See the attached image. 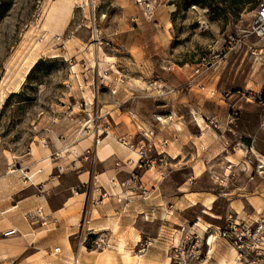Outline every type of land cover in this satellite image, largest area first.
I'll return each instance as SVG.
<instances>
[{
    "label": "rangeland",
    "instance_id": "obj_1",
    "mask_svg": "<svg viewBox=\"0 0 264 264\" xmlns=\"http://www.w3.org/2000/svg\"><path fill=\"white\" fill-rule=\"evenodd\" d=\"M49 2L0 0V179L12 189L27 187L14 199L30 191L41 194L44 180L47 200L55 207L90 187L100 200L110 196L105 181L111 187L118 182L133 196L143 192L142 171L155 166L164 172L160 166L169 162L168 151L181 158L171 164L170 185L186 183L176 197L213 193L218 197L213 212L221 218L211 219L200 204L189 208L181 215L184 227L191 229L180 235L184 228L175 226V243L154 254L163 264L188 261L187 245L182 254L175 251L186 240L196 252L188 264H217L232 250L231 264H264V217L243 219L227 210L228 198L249 193H255V200L244 203L255 212L264 209V167H259L264 108L250 97L264 85V39L249 33L256 0H74L54 31L41 29ZM31 54V69L38 60L42 63L13 91ZM233 110L239 115L236 126L226 118ZM82 141L81 148L72 149ZM96 146L130 157L124 159L132 167L130 182L123 181L126 162L121 157L110 161L113 177L98 175L100 168L92 173ZM222 149L235 152L238 165L227 167L222 154L214 158ZM81 163L88 175L83 186L77 178ZM33 170L38 174L31 179ZM25 211L0 213V222L15 214L51 229L43 211ZM86 224L84 211L79 234L70 236L72 250L83 233L86 249L96 250L97 264H119L117 251L108 249L110 231ZM8 237L1 231L0 245ZM99 238L107 242L103 249L93 244ZM114 239L125 244L124 236ZM45 242L21 254L4 249L0 264H66L63 253L55 252L59 245L47 250ZM100 252L109 253V260L104 256L100 261Z\"/></svg>",
    "mask_w": 264,
    "mask_h": 264
},
{
    "label": "crops",
    "instance_id": "obj_2",
    "mask_svg": "<svg viewBox=\"0 0 264 264\" xmlns=\"http://www.w3.org/2000/svg\"><path fill=\"white\" fill-rule=\"evenodd\" d=\"M82 144H84L83 141L78 143L77 146H73L74 150L75 148H81ZM46 151H44V154H46ZM167 153L169 156L167 161L169 162H165V164H162L161 166L158 165L164 172L162 171L163 173L160 174V172L154 168L155 166L142 171L139 175V181L143 188V192L142 190L137 191L133 196H128L130 195V191H127L126 189L123 190L117 184L118 182L116 183L117 186H115V184L114 187H111L112 184L104 180L105 183H102V186L106 191H111L110 196H106L100 200L99 197H97L98 194H96L95 191H93V188L90 187L88 193L81 190L74 191L64 200L62 206L55 207L51 206L47 200L45 191L49 187L46 180L43 181V184L41 183V187L44 188L41 194H34L30 191L25 198L16 200L14 199V196L27 189V187L12 189L10 187L11 185L4 178L0 179V199L2 197L7 199L0 203V209L10 205V208L8 209L9 211L5 210L2 213L0 212L1 214L8 213L11 210H26L25 212H28L30 210L40 209V211H43L45 219H47L45 222L46 225H44L51 226L49 227L51 229L38 225L36 227L20 217H15V214L14 216L10 215L5 221L0 222V232L13 228L17 233L3 239L4 243H1L0 251L5 249L4 253H9L17 250V253L21 254L28 248H35L37 243L43 239L46 241L43 249L51 250L52 245L58 244V251L63 253L64 258L67 259L66 261L74 256L76 258V264H97L96 250L88 251L86 249L82 238L83 233L78 235L79 240L77 244L73 246L74 253L72 252L70 236L78 233V225L85 211L88 220V224L85 225L86 228L95 229L97 227L96 231H110L108 249L116 250L118 252L121 243L114 239V236L118 235L124 236L125 244L122 246L131 253H135L133 251L138 250L140 243L148 242L149 247L146 249L145 253L140 256L143 257L140 260V264H163L164 261L154 253L159 249H162V247L167 248L170 247L173 242L175 243L176 239L175 235L172 233V229L175 226L181 227L182 225L184 229L180 230L181 232L178 231L180 235L187 232V229H191L188 226L187 228L184 227L186 220L181 215L184 211L200 204L204 207L203 212L210 216L211 219L216 220L221 218L220 214L213 212V206L218 200L217 195L213 193L186 192L182 198L176 197L177 191L184 190L181 188L186 183L178 187L175 186V183L170 185L168 172L173 168L171 167V164L174 165V161L176 160L181 161V158L179 155L171 157L168 151ZM220 154L223 155L227 167L232 168L238 165L235 158V152L227 154L226 151L222 149L214 155V158ZM93 155L92 173L97 171L95 169L100 168L102 172L100 173L99 170L97 171V174L104 176L105 178H111L114 176L113 168L110 166V161L113 158L115 160L118 157L123 158V160L126 158V161L130 158L129 156H126L125 153H116L114 148L113 150L111 148V151H108L107 146L103 149H98L97 146L94 147ZM133 155L134 157L136 156L134 153ZM45 162L46 161L43 160L42 163ZM81 164L84 165L83 163ZM128 164L129 163L126 162L125 165H121L122 170H125L124 172L126 174L123 181H125L126 178V180L129 181L131 177L129 173L131 172L130 168L132 167H129ZM45 167H47V163H45ZM82 167L84 169L80 170L81 172L77 174V178L79 184L83 186L87 182L88 175L85 173L87 171L86 165L81 166L80 168ZM153 168L154 172L152 171ZM165 172H167V174ZM199 173L200 171H198L197 175ZM37 174H35L34 177ZM40 182L42 181H39V184ZM52 186L53 185H50V187ZM122 196L125 198H122L120 202H117V197ZM255 196V193H249V197L247 198L232 196L231 199H227V210H230L243 219H252L257 214V217H264V209L262 212H255L254 210L256 208L253 210L249 208L247 203H244L246 201L249 203L252 202V200H255ZM13 203H16V205ZM121 209L123 212H121ZM177 216L184 219V222H179V224H177L175 221L177 220ZM67 228L76 229L67 234ZM46 236L47 238L45 239ZM209 242H211L210 239ZM232 251L234 252V250ZM102 253L103 252H100L99 254ZM28 258L29 257H26L25 259L27 260ZM102 258L103 259L101 260L99 258V260L104 262V257Z\"/></svg>",
    "mask_w": 264,
    "mask_h": 264
},
{
    "label": "bare ground",
    "instance_id": "obj_3",
    "mask_svg": "<svg viewBox=\"0 0 264 264\" xmlns=\"http://www.w3.org/2000/svg\"><path fill=\"white\" fill-rule=\"evenodd\" d=\"M74 2V0H50V2L47 5L45 16L43 23L41 25L42 30H49L54 31L56 27H59L63 24V16L65 17V14L68 10V7ZM33 54L29 58H27V62L25 64V68L23 69L22 73L19 74L18 80L14 81L12 84L13 91H16L17 88L20 86V84L24 81L25 76L29 72V70L32 67V64L34 62V57H32ZM102 147V146H101ZM100 148V147H99ZM66 149V148H65ZM74 150V148L72 147ZM66 151V150H64ZM254 152V150H253ZM45 161V160H44ZM43 162V161H42ZM260 166L264 167V158L259 160ZM16 170H11L10 172H15ZM37 174V171L35 170L33 173H30L31 179L34 177V175ZM38 183V182H37ZM9 211V210H8ZM125 247L120 244L118 248V255H119V264H140V256L138 253H131L128 251ZM105 252V251H104ZM102 253L100 254V260L103 259L102 257H106V260L108 261L110 258L109 253ZM233 251L230 253L229 258H222L218 264H231L232 262V256ZM104 261V260H103ZM67 264H76V258L74 256L70 257V260L66 261Z\"/></svg>",
    "mask_w": 264,
    "mask_h": 264
},
{
    "label": "built area",
    "instance_id": "obj_4",
    "mask_svg": "<svg viewBox=\"0 0 264 264\" xmlns=\"http://www.w3.org/2000/svg\"><path fill=\"white\" fill-rule=\"evenodd\" d=\"M249 33L254 35L255 37L264 39V0H259L257 8H256V12L254 14V17L251 21L250 27H249ZM250 97L252 98V100L254 102H256L258 105H260L261 107L264 108V85L261 87V89L257 92H253L250 93ZM227 123L229 125L232 126H236L237 122L239 121V115L238 112L233 110L231 112H228L227 114ZM149 133L151 134V136L153 135L152 131H149ZM167 141H161L160 143L162 145H165ZM143 152H145L143 150ZM26 179H29V177L25 176ZM16 230L11 228L8 229L7 231L3 232L4 236H10L15 234ZM241 236V235H239ZM239 238V237H238ZM93 244L95 245V247L97 249H103V247L107 246V242L104 241L103 239L99 238L97 240L93 241ZM149 244V243H148ZM148 244L144 243V244H140L138 251L139 253H144L148 247ZM187 245V247L189 249H191V254H189V260H192V258L196 257V252H195V246L190 242H187L186 240L183 242V244L181 245V248L176 247L175 251H177V253H181L182 254V250L184 249V247ZM59 249L56 248L55 252H57ZM188 260V261H189ZM188 261L184 260L183 258H179L177 260H175L176 264H188Z\"/></svg>",
    "mask_w": 264,
    "mask_h": 264
},
{
    "label": "trees",
    "instance_id": "obj_5",
    "mask_svg": "<svg viewBox=\"0 0 264 264\" xmlns=\"http://www.w3.org/2000/svg\"><path fill=\"white\" fill-rule=\"evenodd\" d=\"M259 0H256V5H258ZM42 63V59L38 60L37 63L33 66V68L30 70L28 76L30 75V73L38 66ZM14 94H12L10 97H12Z\"/></svg>",
    "mask_w": 264,
    "mask_h": 264
}]
</instances>
